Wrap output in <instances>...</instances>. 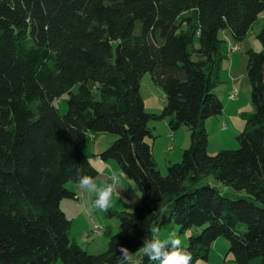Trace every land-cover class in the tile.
I'll use <instances>...</instances> for the list:
<instances>
[{
    "label": "trees",
    "instance_id": "obj_1",
    "mask_svg": "<svg viewBox=\"0 0 264 264\" xmlns=\"http://www.w3.org/2000/svg\"><path fill=\"white\" fill-rule=\"evenodd\" d=\"M263 11L264 0H0V264H117L119 246L135 253L154 223L172 220L180 232L201 228L183 240L191 264L208 259L221 236L236 264H264V27L263 48L248 51L254 111L240 146L210 154L205 123L223 112L214 77L227 43L220 31L240 42ZM147 72L165 93L160 113L145 107ZM66 92L61 113L54 100ZM165 117L172 130H191L167 174L148 140L150 121ZM90 131L116 135L98 155L142 194L117 212L120 228L96 254L71 238L61 206L78 198L67 186L77 172L97 174L82 148ZM210 174L247 196L199 184Z\"/></svg>",
    "mask_w": 264,
    "mask_h": 264
},
{
    "label": "rangeland",
    "instance_id": "obj_2",
    "mask_svg": "<svg viewBox=\"0 0 264 264\" xmlns=\"http://www.w3.org/2000/svg\"><path fill=\"white\" fill-rule=\"evenodd\" d=\"M262 27H264V11L247 37L240 42L233 39L230 29L226 28L220 31V37L226 39L227 43L226 46L224 45V55L215 69L214 77L217 79L215 92L223 102V112L220 115L208 118L205 122L209 136L208 152L210 154H216L222 149H235L240 146L237 136L244 129L246 116L254 111L252 85L248 75V51L250 49L259 51L263 48L258 38V33ZM230 41L231 43L228 44ZM232 44L236 46L235 49H232ZM195 45L199 46L197 38ZM89 85L92 89H95L96 83L89 81ZM78 90L79 83L71 89L72 92ZM141 93L146 101V110L150 112L159 110L156 112H162L164 92L162 87L154 82L150 72H147L142 78ZM231 94H233V97ZM69 97L70 92H66L54 100V104L61 113L67 112ZM163 119H152L150 121L149 125L153 131V136L149 137L148 140L153 144L154 158L158 168L162 173L167 174L168 165L181 161L183 150L190 146L191 130L188 126L182 125L179 129L173 130L176 139L171 140L168 138L167 133L172 129L169 128L168 132L164 130ZM153 125H157V130L153 129ZM115 138L116 135L110 132L90 131L82 148L98 168L104 169V164L100 162L101 160L96 154L109 146ZM171 144H173L172 148H170ZM112 161L116 164V167L108 168L109 171L107 172L115 170L121 174L123 189L120 195L114 196L112 206L108 212H89L87 210L88 197L80 192L75 182H69L67 186L78 193L79 199L64 198L61 204L62 209L72 220L71 238L75 239L90 253L96 254L107 250L111 237L120 228L117 212L122 209H131L134 203L140 202L142 199L141 190L136 181L125 173L114 160ZM203 183L215 185L221 192H225L232 198L247 196L245 191H234L231 187L224 186L212 174L204 176L199 184ZM154 226L160 228L162 239L169 232L176 231L181 236L182 241L187 237L188 242L191 235L199 234L201 231V228H191L180 232V226L173 220L160 226L154 223L152 227ZM188 242H184L183 246H187ZM195 264L236 263L229 252L228 240L221 236L213 242L208 259H199Z\"/></svg>",
    "mask_w": 264,
    "mask_h": 264
},
{
    "label": "clouds",
    "instance_id": "obj_3",
    "mask_svg": "<svg viewBox=\"0 0 264 264\" xmlns=\"http://www.w3.org/2000/svg\"><path fill=\"white\" fill-rule=\"evenodd\" d=\"M97 174L90 176L77 172L75 183L81 193L88 197L87 210L89 212H108L113 203V198L120 195L123 189L121 174L113 170L106 172L102 168L96 169ZM117 264H143L146 257L156 264H191L192 254L183 247L181 236L176 231H171L165 238H161L158 226L150 230L135 253L125 246H119Z\"/></svg>",
    "mask_w": 264,
    "mask_h": 264
},
{
    "label": "crops",
    "instance_id": "obj_4",
    "mask_svg": "<svg viewBox=\"0 0 264 264\" xmlns=\"http://www.w3.org/2000/svg\"><path fill=\"white\" fill-rule=\"evenodd\" d=\"M230 35V34H229ZM231 43V41L230 42H228V44H230ZM234 45V44H233ZM227 48H228V46H227ZM164 92V91H163ZM145 101V100H144ZM164 105H165V93H164V103H163ZM145 105H146V101H145ZM156 111H159V110H156ZM155 111V112H156ZM152 112V111H151ZM156 113H160V112H156ZM164 121V130H166V132H168L169 131V128H170V125H169V117H165L164 119H163ZM150 124V123H149ZM153 129H156L157 130V125H153ZM170 134H172V136H170ZM167 135H168V138H170L171 140L172 139H176V135H175V133L173 132V130H171V131H169L168 133H167ZM173 147V144H171L170 145V148H172ZM99 154V153H98ZM98 154H96V155H98ZM99 156V155H98ZM100 158V157H99ZM101 160V159H100ZM93 162V161H92ZM102 164H104V170L107 172V171H109L108 170V168H110V169H112V168H114V167H116V164L112 161V160H109V161H103V160H101L100 161ZM78 194V193H77ZM77 199H79V196H78V198Z\"/></svg>",
    "mask_w": 264,
    "mask_h": 264
},
{
    "label": "built area",
    "instance_id": "obj_5",
    "mask_svg": "<svg viewBox=\"0 0 264 264\" xmlns=\"http://www.w3.org/2000/svg\"><path fill=\"white\" fill-rule=\"evenodd\" d=\"M232 46V49H235L236 48V46L235 45H231ZM229 48V47H228ZM231 96L233 97V94H231ZM170 136H172V134H170Z\"/></svg>",
    "mask_w": 264,
    "mask_h": 264
}]
</instances>
